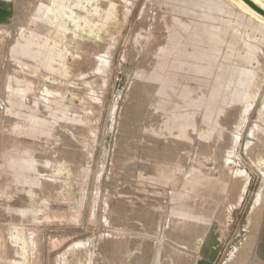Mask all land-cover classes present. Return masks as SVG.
Here are the masks:
<instances>
[{
	"label": "rangeland",
	"instance_id": "rangeland-1",
	"mask_svg": "<svg viewBox=\"0 0 264 264\" xmlns=\"http://www.w3.org/2000/svg\"><path fill=\"white\" fill-rule=\"evenodd\" d=\"M263 188L264 22L0 0V264H264Z\"/></svg>",
	"mask_w": 264,
	"mask_h": 264
},
{
	"label": "crops",
	"instance_id": "crops-1",
	"mask_svg": "<svg viewBox=\"0 0 264 264\" xmlns=\"http://www.w3.org/2000/svg\"><path fill=\"white\" fill-rule=\"evenodd\" d=\"M170 5H172V4H170ZM48 9V8H47ZM45 11H46V9H45ZM56 11H57V9L55 8V7H52V8H50L48 11H47V13H46V15H54V14H56ZM177 38H176V36L175 35H170L169 36V39H168V41H167V44H166V46H165V48H164V50H165V52H167V53H169V52H171L173 49H176V46H177ZM178 54H180V55H184L185 54V51H182V50H180V51H178L177 52ZM176 53V54H177ZM3 141V140H2ZM8 141V140H7ZM6 143V141L4 142L3 141V144H5ZM28 152V151H27ZM15 160H17L16 158H13V159H10L9 161H8V165L9 166H12V168L15 170V171H21L20 169H18V166H20L21 165V163H19L18 161H15ZM23 178V181L22 182H27L26 180H25V177L23 176L22 177ZM17 182H16V180H14V184H16ZM62 191V190H61Z\"/></svg>",
	"mask_w": 264,
	"mask_h": 264
},
{
	"label": "bare ground",
	"instance_id": "bare-ground-1",
	"mask_svg": "<svg viewBox=\"0 0 264 264\" xmlns=\"http://www.w3.org/2000/svg\"><path fill=\"white\" fill-rule=\"evenodd\" d=\"M233 3H235V5H237L242 11H244L245 13L249 14L250 16L254 17L255 19H257L260 22H264V16L259 14L258 12H256L255 10H253L250 6H248L243 0H230ZM255 4H257L259 7H261L262 9H264V0H252ZM103 5V4H102ZM78 89V87H76ZM76 89V90H77ZM75 90V89H74ZM80 90V89H79ZM83 90V89H82ZM85 97V96H84ZM260 194V193H259ZM264 194V188H263V193ZM261 195V197H262ZM259 199V198H258ZM258 201V200H257ZM258 206H256L257 209ZM255 209V211H256ZM257 214V212H256ZM258 215V214H257ZM253 217V216H252ZM254 218V217H253ZM77 249V248H76ZM83 248H81L82 250ZM74 251V250H73ZM76 251V250H75ZM80 251V250H79ZM76 253H78V251H76ZM81 253V251H80ZM78 253V254H80ZM82 254V253H81ZM146 259V258H145ZM80 261V260H78ZM82 262V261H81ZM78 263V262H77ZM80 263V262H79ZM78 263V264H79ZM71 264V263H70Z\"/></svg>",
	"mask_w": 264,
	"mask_h": 264
},
{
	"label": "water",
	"instance_id": "water-1",
	"mask_svg": "<svg viewBox=\"0 0 264 264\" xmlns=\"http://www.w3.org/2000/svg\"><path fill=\"white\" fill-rule=\"evenodd\" d=\"M248 6H250L253 10L258 12L259 14L264 16V9L259 7L257 4H255L252 0H243Z\"/></svg>",
	"mask_w": 264,
	"mask_h": 264
}]
</instances>
